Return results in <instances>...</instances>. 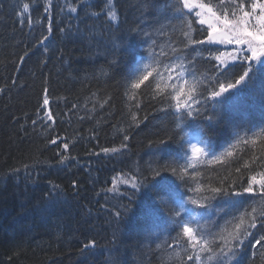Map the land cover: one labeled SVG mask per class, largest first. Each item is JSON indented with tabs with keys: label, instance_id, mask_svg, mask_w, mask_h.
I'll return each mask as SVG.
<instances>
[{
	"label": "trees",
	"instance_id": "trees-1",
	"mask_svg": "<svg viewBox=\"0 0 264 264\" xmlns=\"http://www.w3.org/2000/svg\"><path fill=\"white\" fill-rule=\"evenodd\" d=\"M170 2L147 0L146 6V0H114L117 25L105 16L106 0H51L47 14L48 0H0V264H162L156 244L168 233L155 242L146 238V228L155 233L163 228L144 220L143 205L152 204V197L138 193L130 203L133 190L121 196V185L119 192L107 189L115 168L124 164L134 174L146 169L154 159L150 141L174 127L172 117L159 110V97L152 99L156 88L152 78L138 90L125 80L130 69L147 61L145 37L129 29L139 25L152 31L159 26L157 21L179 25L175 13L166 8ZM23 3H29L30 10L21 24L18 13ZM70 5L80 11L70 13ZM184 19L197 18L193 12ZM193 27L198 30L193 36L203 38L199 30L206 26ZM44 36L48 39L38 44ZM156 38L162 44L168 40ZM197 47L221 50L217 45ZM45 89L54 122L44 116ZM222 120L218 128L205 127L203 133L221 160L209 162V156L194 162L189 172L196 175L185 180L192 187L224 181L242 192L252 175L264 171V115L245 109ZM201 123L194 121L187 130L196 131ZM57 137L56 144L50 143ZM238 138L249 142L237 143ZM64 142L69 143L67 152ZM122 143L128 147L119 153L101 151L119 149ZM230 145L232 155L224 156ZM61 155L69 157L64 164L58 163ZM256 157L260 160L253 163ZM234 199L238 203L226 208V216L214 213L221 227L233 217L236 222L242 217L247 226L248 213H264V200L255 194ZM214 204L221 207L223 201ZM117 210L122 212L119 219L114 215ZM259 228L257 224L252 231L259 235ZM90 240L98 246L82 253ZM240 258L243 264H264V248H252L245 241ZM164 264L174 262L165 256Z\"/></svg>",
	"mask_w": 264,
	"mask_h": 264
},
{
	"label": "snow or ice",
	"instance_id": "snow-or-ice-1",
	"mask_svg": "<svg viewBox=\"0 0 264 264\" xmlns=\"http://www.w3.org/2000/svg\"><path fill=\"white\" fill-rule=\"evenodd\" d=\"M105 6L108 21L118 25L119 13L114 0H106ZM50 7L51 0H48V5L44 7L45 14ZM166 8L175 13L173 18L180 21L179 25L157 21L159 26L152 31H145L139 25L129 29L130 33L145 37L142 43L147 44V61L141 60L140 65L130 69L125 80L130 83L131 89L138 90L152 78L156 84L152 99L159 97V110L172 117L174 127L166 131L164 137L150 141V145H154V159L147 168L143 171L137 169L135 174L121 182L133 190L130 203L138 193L152 197V204L143 205L144 220L146 224H160L163 228L158 233L150 227L146 228V238L155 242L168 233L162 243L156 244L162 253V264L165 256L174 264H243L240 257L245 241L252 248H264V213L259 216L248 213L247 226H244L242 217L239 222L233 217L231 221H225V227H221L213 216L214 213L226 216V208L238 203L234 198L245 193L255 194L264 200V171L252 175L242 192L236 191L232 185L225 186L224 181L218 186L197 183L192 187L185 176L196 175L190 173L189 169L194 168V162H199L202 157L211 156L209 162L221 160V156L212 151L213 144L203 137L205 127L218 128L223 122L222 117L245 109H258L264 115V0H250V3L248 0H171ZM29 10V3H23L18 13L19 23H24L22 17ZM77 10V7H68L70 13ZM193 11L197 18L195 21L184 19ZM163 19L167 20L168 16L165 15ZM27 22L32 24L31 17ZM194 24L206 26L199 30L203 38L193 36L192 33L198 31ZM51 31L52 21L49 20L48 32ZM164 36H168V40L162 44L156 37ZM47 39L48 36L42 37L38 44L42 45ZM205 45H231L233 48L226 52L218 48L213 51L209 47H197ZM20 59L23 61L24 57ZM206 64V71L201 73L200 68ZM44 92L42 107L48 109L44 116L54 122L47 89ZM132 98L135 99V96ZM250 99L252 103H249ZM194 121L202 123L190 133L187 129L192 127ZM58 139H52L50 143L56 144ZM128 139L124 135L123 140ZM241 142L249 141L238 138L237 143ZM172 144L179 147L173 149ZM127 147L126 143H122L119 149L105 147L101 151L115 154ZM231 147L224 156L232 155ZM63 149L67 152L69 143L64 142ZM68 159L67 155H61L58 163L64 164ZM180 160L184 163L181 164ZM257 160L260 157H256L253 163ZM172 177L182 183L178 184ZM108 191L119 192L115 185ZM216 201H223V206L217 207L214 204ZM122 207L125 213L129 211L128 206ZM252 211L255 212V209ZM114 215L119 219L122 212L117 210ZM257 224L260 225L259 235L252 231L257 229ZM172 232H175V236H171ZM97 246L95 240H90L83 245L81 252Z\"/></svg>",
	"mask_w": 264,
	"mask_h": 264
},
{
	"label": "bare ground",
	"instance_id": "bare-ground-1",
	"mask_svg": "<svg viewBox=\"0 0 264 264\" xmlns=\"http://www.w3.org/2000/svg\"><path fill=\"white\" fill-rule=\"evenodd\" d=\"M77 11H80V9L78 8V10ZM181 155H182V153H181ZM217 156H221L222 157V155H217ZM130 170V169H129ZM129 170H127V168H125V166H124V164L123 165H121V166H119L118 168H115L111 173H110V175H109V178H110V186H109V188L108 189H110V188H113V186L115 185V187L120 191V189L121 188H123L124 187V189H123V192L124 193H126L127 191H129V190H132L131 188H130V186H128V185H125V184H123V183H121V188H120V186L118 185V181L121 179V180H124V179H126L127 177H129V176H131V175H133L134 173H133V171L131 170V171H129ZM107 189V190H108ZM48 199V198H47ZM105 213H108V211H105ZM129 224H131V223H126V226H128V228H129ZM131 227V226H130Z\"/></svg>",
	"mask_w": 264,
	"mask_h": 264
},
{
	"label": "rangeland",
	"instance_id": "rangeland-1",
	"mask_svg": "<svg viewBox=\"0 0 264 264\" xmlns=\"http://www.w3.org/2000/svg\"><path fill=\"white\" fill-rule=\"evenodd\" d=\"M249 3H250V0H249ZM194 12V11H193ZM217 46H220L221 47V51H231L232 50V48H233V46H231V45H217ZM204 157H202L201 159H203ZM122 180L120 179L119 181H118V185H121V182Z\"/></svg>",
	"mask_w": 264,
	"mask_h": 264
}]
</instances>
